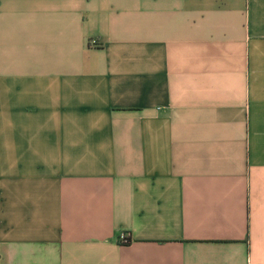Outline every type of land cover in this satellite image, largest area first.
<instances>
[{"label": "crops", "instance_id": "crops-1", "mask_svg": "<svg viewBox=\"0 0 264 264\" xmlns=\"http://www.w3.org/2000/svg\"><path fill=\"white\" fill-rule=\"evenodd\" d=\"M0 264H264V0H0Z\"/></svg>", "mask_w": 264, "mask_h": 264}, {"label": "built area", "instance_id": "built-area-1", "mask_svg": "<svg viewBox=\"0 0 264 264\" xmlns=\"http://www.w3.org/2000/svg\"><path fill=\"white\" fill-rule=\"evenodd\" d=\"M96 44H97L96 40L90 41V46H96ZM120 241L122 243H125V242H128L129 240H128V237L126 235H122V237L120 238Z\"/></svg>", "mask_w": 264, "mask_h": 264}]
</instances>
